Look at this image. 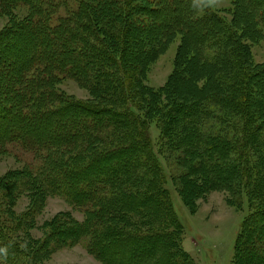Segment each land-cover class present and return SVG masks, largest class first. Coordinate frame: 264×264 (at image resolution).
Returning a JSON list of instances; mask_svg holds the SVG:
<instances>
[{
	"label": "trees",
	"instance_id": "trees-1",
	"mask_svg": "<svg viewBox=\"0 0 264 264\" xmlns=\"http://www.w3.org/2000/svg\"><path fill=\"white\" fill-rule=\"evenodd\" d=\"M209 3L0 0L10 21L0 33V154L19 146L40 162L0 177V264H42L84 240L103 264H197L170 188L192 215L212 191L246 196L231 264H264V63L250 44L264 38V0H232L231 23ZM167 12L171 22L160 21ZM178 35L173 74L156 88L150 63ZM66 78L90 98L62 92ZM165 153L177 154L176 175ZM24 194L31 206L18 215ZM52 196L83 209L85 220L60 213L36 239V217ZM247 243L258 250L247 253Z\"/></svg>",
	"mask_w": 264,
	"mask_h": 264
},
{
	"label": "rangeland",
	"instance_id": "rangeland-1",
	"mask_svg": "<svg viewBox=\"0 0 264 264\" xmlns=\"http://www.w3.org/2000/svg\"><path fill=\"white\" fill-rule=\"evenodd\" d=\"M209 1V5L217 11L218 15L231 23L233 18L231 11L235 10L232 0ZM63 10L64 7L61 8L60 13H63ZM20 12V17L25 16L27 13L24 9H20ZM167 15L172 16L170 12H167L163 16L161 15L162 18L160 21L166 20L167 22H171V16L169 17ZM9 22L8 17H0V33L8 26ZM153 22L156 24L158 22V25L160 24L159 20L157 21L155 18ZM28 33H30L29 36L33 37L30 31L24 32L25 35H28ZM151 33L148 32L141 41L140 44L142 47L148 44L147 40L149 38L153 40ZM182 39L183 37L178 35V37L166 47L161 55L159 54L152 60L153 62L150 63L148 72L151 85L156 88H161L167 84V81L173 74L178 46L182 43ZM20 40L21 39L18 41L21 45ZM22 40L24 41V39ZM31 40L32 45L33 39ZM1 42V45L6 43V41L4 42L3 40ZM247 42L250 41L248 40ZM250 44L252 45V53L255 61L259 64L264 63V38L256 43L253 42ZM21 48V50L24 51L22 46ZM25 51L28 53L32 51V47L29 46L28 48V43L26 44ZM8 60L12 63L14 58L10 57ZM20 60L21 58L19 57L15 59L18 65L21 64L19 62ZM11 63H8L9 68L11 67ZM58 86L62 92L73 97L75 100L86 101L90 98L89 91L80 86L74 79L66 78ZM53 123L55 122L53 121ZM51 125L54 126V124ZM150 133L155 141H159L160 130L155 122L150 124ZM165 156L164 159L173 167V174L176 175L179 171L177 154L165 153ZM39 164V160L35 159L33 153L19 146H9L6 154H0V177L6 176L11 170ZM100 168H102V166L99 167V169ZM96 171L97 170H95V172ZM168 187L170 188L171 186L168 185ZM170 191L175 211L179 217V222L184 227V232L182 234L184 249L190 253L197 264H231L237 233L244 218L250 213L249 199L246 196L240 197L237 195V197H235L233 192L227 189L212 191L204 200L198 202L199 208L197 212L192 215L174 189L170 188ZM232 200L239 202L240 207L232 204L230 202ZM30 206L31 201L28 194L20 195L14 202V210L18 215L23 214ZM64 212H69L80 222L85 220L83 209L73 207L62 197L52 196L47 199L42 212L36 217L35 229L31 231L32 236L36 239H42L44 237L43 226L45 222L55 219L57 215ZM246 248L245 251L251 254H254L252 252L258 250L255 243H249V245L247 243ZM252 258L256 259V256ZM42 264H103V262L88 252L87 240H84L74 246L56 249Z\"/></svg>",
	"mask_w": 264,
	"mask_h": 264
}]
</instances>
